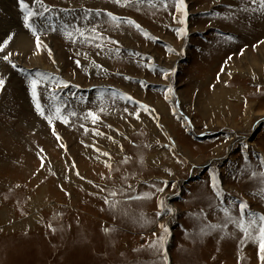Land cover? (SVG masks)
<instances>
[{"label": "rangeland", "instance_id": "1", "mask_svg": "<svg viewBox=\"0 0 264 264\" xmlns=\"http://www.w3.org/2000/svg\"><path fill=\"white\" fill-rule=\"evenodd\" d=\"M24 2L51 12L29 28L20 0H0V264H166L149 247L160 225L169 229L167 264H261L258 244L233 223L208 228L225 221L213 175L233 217L239 201L264 214L256 194L264 189L258 4L185 0L177 11L173 0ZM107 13L140 28L117 27ZM76 27H96L104 38L70 39ZM38 73L54 78L39 89L49 118L31 95ZM216 90L232 93L221 113L209 105ZM50 105L62 107L59 118ZM161 204L171 212L158 216Z\"/></svg>", "mask_w": 264, "mask_h": 264}, {"label": "snow or ice", "instance_id": "2", "mask_svg": "<svg viewBox=\"0 0 264 264\" xmlns=\"http://www.w3.org/2000/svg\"><path fill=\"white\" fill-rule=\"evenodd\" d=\"M36 2L41 3V6L43 7L41 0H36ZM132 2H135L138 4L147 3L149 5H154V0H123V3L125 6H127L129 3H132ZM161 2L164 3L165 6H167L166 0H161ZM173 2L177 8V11H180L184 8V0H173ZM20 3H21L22 9L25 10V13H26L25 14V26L29 27V28L32 27V19L35 15L43 16L45 12H51V9L44 7L42 12L38 11V12L34 13V12L28 10L29 5L26 4L24 2V0H20ZM116 3H121V0H116ZM250 3L254 4V5L258 4L259 10L264 11V0H250ZM244 10H247V9H244ZM256 10L257 9H253V11H256ZM97 15H99V13H97ZM185 15H186V12H185ZM107 16L114 22V24L117 27L120 24L128 23L130 25H134L137 29L140 28V25L136 24L132 20H125L124 18H118L112 13H107ZM180 22L183 23L184 21L181 20ZM65 27L67 28L70 26L66 25ZM32 30H33V32L36 31L35 29H32ZM53 30H55V29H53ZM176 31H177L178 36H180L181 34H186V30L177 29ZM74 34L77 35L82 41H87V42H91L92 40H97V39L102 40L104 38L102 33L97 32L96 27H92L91 29H82V28L76 27L73 29V31L67 32V35L70 39L73 38ZM37 41L39 42V36H37ZM73 42H75V40H73ZM109 42L118 45L117 41H111L110 38H109ZM5 44H7V41H5ZM38 47H39V43H38ZM96 47L100 48L101 51H103L105 45L97 43ZM3 51H4V48L0 47V52H3ZM109 51H111V49H109ZM116 51H119V48H117ZM11 55H12L11 53H8L7 55L3 56V59L5 61L10 62V56ZM76 63H77V66H80L79 60H77ZM12 67L15 68L16 65L12 64ZM21 71H23V69H21ZM37 76H39V79H37L36 77H33L31 80V95L33 97L35 108L37 109V111L39 112V114L41 116H45V108L42 106V104L39 101V89L41 87V84L47 85V84L51 83L54 78L47 76V74H40V73H38ZM57 83H62V85L64 87L69 86V85H67L66 82L57 81ZM4 84H5V80L0 79V90L3 89ZM169 91H170V89H169ZM51 95L55 96L56 93L54 91H52ZM125 99L129 103H136L132 97H125ZM63 107H66V105ZM141 107L146 108L147 106L141 105ZM48 111L51 114H54L57 118H59L60 115L62 114V107L59 105H50ZM125 111H127V109H125ZM74 114L75 113H72L71 115H74ZM88 116L92 117L93 123H95L99 119V117L96 116L91 111L88 113ZM45 118H49V117L45 116ZM137 118H139V117L137 116ZM49 122L51 123L50 119H49ZM67 122L68 121L65 120V123H67ZM104 155H109V154L104 153ZM244 158H245V161L248 160L247 155H245ZM125 159H127V158H125ZM259 167L261 169H264V157L259 158ZM251 175L256 176V173L252 172ZM261 177H262V180H264V171L261 172ZM211 179H212V182H211L210 186L213 188L217 199L220 201V206H221L220 210L224 213L225 221H224V224H222V225L210 224V225H208V228L212 229V230L220 228L222 230L223 227L226 226L227 223H233L243 233L245 240H251L254 243L258 244V257L261 261V264H264V214H256V213L252 212L246 202L239 201L238 203L234 202L231 205L232 208L238 207V209H239L238 218L233 217L231 214L230 207L225 206V201L223 199V192L219 188L218 184L216 183V177L213 175ZM165 186H167L166 182H165ZM128 187L132 188L131 185H129ZM153 187H154V185H153ZM157 191H163V188L157 189ZM116 194H117L116 192L110 193V195H112V196H115ZM256 194L260 195L261 198H264V189H261V191L259 193H256ZM150 195L151 194H147V193L144 194L143 196H139V195L131 196L130 195L128 198L129 199L150 198ZM106 202H108L107 199H106ZM160 207H161V211L157 213L158 216L171 212V209L165 208L163 206V204H161ZM160 227L163 230L162 234L156 240L152 241L149 244V247H152V248L156 249L158 252H161L164 255V260L167 264V255L164 252V245H165L166 240H167V235L169 234V229L164 225H160ZM153 235H155V233H153Z\"/></svg>", "mask_w": 264, "mask_h": 264}, {"label": "bare ground", "instance_id": "3", "mask_svg": "<svg viewBox=\"0 0 264 264\" xmlns=\"http://www.w3.org/2000/svg\"><path fill=\"white\" fill-rule=\"evenodd\" d=\"M185 1V0H184ZM17 7V6H16ZM17 9V8H16ZM19 12V11H18ZM240 12V11H239ZM238 12V13H239ZM15 15H17V14H15ZM19 15H23L22 13L21 14H19ZM177 17V16H176ZM22 20V19H21ZM21 20H20V22H21ZM10 22V21H9ZM19 22V23H20ZM14 26V25H13ZM16 26V25H15ZM23 26V25H22ZM17 27V26H16ZM37 28H39V26H36ZM14 28V27H13ZM15 30H17L16 28H15ZM26 30V29H25ZM24 30V31H25ZM23 31V33H25ZM17 32V31H16ZM15 33V32H14ZM18 33H20L19 32V30H18ZM21 34V33H20ZM27 34V33H26ZM14 35V34H13ZM15 36H17V34L15 35ZM19 36L20 35H18V38H19ZM25 36V35H24ZM24 36H21V37H24ZM30 36V35H29ZM21 39H24V38H21ZM30 39V38H29ZM24 40H27V39H24ZM18 41H20V40H18ZM22 41V40H21ZM20 41V43H22ZM28 41V40H27ZM44 41V40H43ZM25 42V41H24ZM19 43V42H18ZM27 43V42H26ZM26 43H24V44H26ZM30 44V43H29ZM17 46L18 47H20L18 44H17ZM28 46V45H27ZM93 46V45H92ZM89 47V46H88ZM87 48V47H86ZM90 48V47H89ZM1 66V65H0ZM92 71V70H91ZM94 86V85H93ZM219 92H222V93H219ZM213 96H214V98H212V99H210V102H209V105H211L210 106V108L213 110V111H218L219 113H221V110L222 109H224L225 107H226V105H225V99L227 98V96H232V93H227L226 91H224V90H222V91H218V90H216L215 92H214V94H213ZM229 103V102H228ZM230 105V104H229ZM207 108H205V110H206ZM217 112V113H218ZM258 128V127H257ZM250 129V128H249ZM250 136V135H249ZM169 137V136H168ZM238 139V138H237ZM236 140V139H235ZM264 157V156H263Z\"/></svg>", "mask_w": 264, "mask_h": 264}]
</instances>
